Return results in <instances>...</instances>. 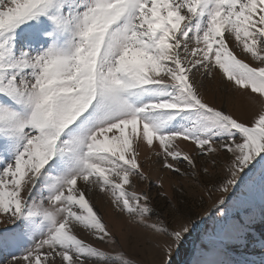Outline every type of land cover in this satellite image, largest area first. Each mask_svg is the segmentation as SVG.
Returning a JSON list of instances; mask_svg holds the SVG:
<instances>
[{"label": "snow or ice", "instance_id": "obj_1", "mask_svg": "<svg viewBox=\"0 0 264 264\" xmlns=\"http://www.w3.org/2000/svg\"><path fill=\"white\" fill-rule=\"evenodd\" d=\"M217 74L249 118L205 99ZM144 150L197 181L222 162L220 219L197 264H226L209 257L254 222L226 198L257 175L264 188V0H0V222L11 226L0 238L31 242L8 264H139L95 190L161 237L162 264H173L196 225L170 227L137 188L150 179Z\"/></svg>", "mask_w": 264, "mask_h": 264}, {"label": "rangeland", "instance_id": "obj_2", "mask_svg": "<svg viewBox=\"0 0 264 264\" xmlns=\"http://www.w3.org/2000/svg\"><path fill=\"white\" fill-rule=\"evenodd\" d=\"M201 91L211 104L242 118L250 117L251 108L246 98L235 93L219 74L215 79H205ZM141 158L150 179L147 182H138L137 188L152 197L159 219L164 220L170 227H178L189 220L196 225V230L187 238L182 248L173 253V264H197V261L202 259L199 249L207 243V234L213 230L216 221L220 219V212H217L213 205L221 195L215 190L214 185L225 175L222 162L213 170L211 178L201 177V180L197 181L193 177H179L163 169L161 162L147 150L142 152ZM201 163H204L203 158ZM161 180H163V187L159 186ZM232 191L235 195L230 193L229 199L226 198L227 210L239 211L243 216L251 207L254 215L251 232L243 243H234L226 254L220 253L219 256L209 258L224 260L226 264H245V262L264 264V221L260 218L261 208L264 207V188L261 186L259 176H255L253 183L246 182ZM164 192L168 193L167 198L161 195ZM90 195L111 231L115 233L120 244L135 261L139 264H162L164 255L160 249L163 243L161 237L135 224L126 215L118 213L113 208L108 195L98 190ZM241 201L244 202L243 207L237 208L236 205ZM152 219H157V216H153ZM8 227L11 226L0 222V236L9 235L3 231ZM82 235L92 240V237L83 233ZM30 244V241L9 244L0 238V264H8L13 255L21 257L24 249L30 247Z\"/></svg>", "mask_w": 264, "mask_h": 264}]
</instances>
